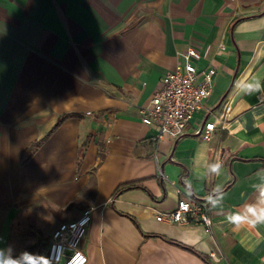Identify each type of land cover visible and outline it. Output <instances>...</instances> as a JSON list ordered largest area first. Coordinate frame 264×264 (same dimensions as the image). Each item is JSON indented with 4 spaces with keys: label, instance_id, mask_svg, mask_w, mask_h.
Masks as SVG:
<instances>
[{
    "label": "crops",
    "instance_id": "1",
    "mask_svg": "<svg viewBox=\"0 0 264 264\" xmlns=\"http://www.w3.org/2000/svg\"><path fill=\"white\" fill-rule=\"evenodd\" d=\"M189 45L198 69L216 66L211 94L182 136L155 142L140 111ZM251 77L264 82V0H0V248L40 203L62 221L91 208L85 264H264V225L225 219L264 167V93L235 87ZM225 98L224 128L202 140ZM217 160L223 176L196 178ZM217 183L210 232L155 220Z\"/></svg>",
    "mask_w": 264,
    "mask_h": 264
},
{
    "label": "built area",
    "instance_id": "2",
    "mask_svg": "<svg viewBox=\"0 0 264 264\" xmlns=\"http://www.w3.org/2000/svg\"><path fill=\"white\" fill-rule=\"evenodd\" d=\"M224 46L219 45V51ZM175 67L161 77L160 83L151 95L148 105L141 112V121L145 125H154L157 132L152 139H177L182 136L193 115L202 108V103L212 91L213 78L217 73L211 61L198 69L195 62L201 58L200 49L189 45L178 53ZM219 113L212 121H205L195 131L202 140L211 139L214 130L224 128V121L231 110L230 99L221 101ZM159 175L163 176L159 170ZM208 190L200 197H185L177 200L173 209L158 212V222L180 225L199 224L206 232L211 231V207L206 202ZM91 220V208H86L74 219L60 221L51 231L44 257L48 264H85L87 256L83 250V240ZM70 250V254L66 252ZM210 257L219 259L211 252Z\"/></svg>",
    "mask_w": 264,
    "mask_h": 264
},
{
    "label": "clouds",
    "instance_id": "3",
    "mask_svg": "<svg viewBox=\"0 0 264 264\" xmlns=\"http://www.w3.org/2000/svg\"><path fill=\"white\" fill-rule=\"evenodd\" d=\"M235 87L241 95L264 93V82L260 77L237 81ZM224 174L225 164L217 160L206 164L196 173V178L205 181L212 176L221 177ZM253 180L251 184L253 198L239 209L229 212L225 217L226 222L235 228L243 226L255 228L258 225H264V167L253 173ZM224 200V186L217 183L207 195L206 202L212 209H218L222 208ZM48 261L49 259L27 250L17 252L11 244L0 248V264H48Z\"/></svg>",
    "mask_w": 264,
    "mask_h": 264
},
{
    "label": "rangeland",
    "instance_id": "4",
    "mask_svg": "<svg viewBox=\"0 0 264 264\" xmlns=\"http://www.w3.org/2000/svg\"><path fill=\"white\" fill-rule=\"evenodd\" d=\"M48 204L21 211L11 227L10 244L17 252L27 250L44 257L51 231L62 221L60 212Z\"/></svg>",
    "mask_w": 264,
    "mask_h": 264
},
{
    "label": "trees",
    "instance_id": "5",
    "mask_svg": "<svg viewBox=\"0 0 264 264\" xmlns=\"http://www.w3.org/2000/svg\"><path fill=\"white\" fill-rule=\"evenodd\" d=\"M135 184L132 183V182H129V183H126V184H123L121 186H119L117 189H116V194L121 191V190H124V189H127V188H130V187H134ZM56 212H61V210H56Z\"/></svg>",
    "mask_w": 264,
    "mask_h": 264
},
{
    "label": "water",
    "instance_id": "6",
    "mask_svg": "<svg viewBox=\"0 0 264 264\" xmlns=\"http://www.w3.org/2000/svg\"><path fill=\"white\" fill-rule=\"evenodd\" d=\"M66 252L68 253V254H70L71 252H70V250H66Z\"/></svg>",
    "mask_w": 264,
    "mask_h": 264
}]
</instances>
